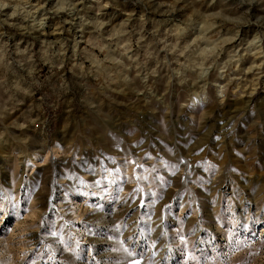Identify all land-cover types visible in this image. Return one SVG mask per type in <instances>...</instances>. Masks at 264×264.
I'll return each instance as SVG.
<instances>
[{
	"label": "rangeland",
	"instance_id": "1",
	"mask_svg": "<svg viewBox=\"0 0 264 264\" xmlns=\"http://www.w3.org/2000/svg\"><path fill=\"white\" fill-rule=\"evenodd\" d=\"M0 264H264V0H0Z\"/></svg>",
	"mask_w": 264,
	"mask_h": 264
},
{
	"label": "bare ground",
	"instance_id": "2",
	"mask_svg": "<svg viewBox=\"0 0 264 264\" xmlns=\"http://www.w3.org/2000/svg\"><path fill=\"white\" fill-rule=\"evenodd\" d=\"M70 13V12H69ZM68 15V14H67ZM71 15V14H70ZM73 17V16H72ZM69 18V17H68ZM28 24V23H27Z\"/></svg>",
	"mask_w": 264,
	"mask_h": 264
}]
</instances>
